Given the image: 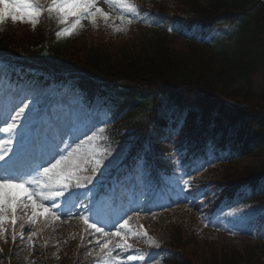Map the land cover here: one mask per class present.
I'll return each instance as SVG.
<instances>
[{
    "label": "trees",
    "instance_id": "obj_1",
    "mask_svg": "<svg viewBox=\"0 0 264 264\" xmlns=\"http://www.w3.org/2000/svg\"><path fill=\"white\" fill-rule=\"evenodd\" d=\"M172 1L176 14L136 2L137 19L129 38L82 48H77L82 29L71 37H57L63 26L46 13L35 29L6 21L0 24V56L22 70L47 73L54 83L62 82L58 74H70L88 107L95 96L116 92L100 107L102 121H111L101 143L114 145L126 128L132 139L121 165L102 178L103 192L117 188L138 156L146 157L147 185L136 178L127 188H135L137 202L144 205L159 202L165 194L164 211L153 213L158 217L155 224L170 231V252L160 258L161 264H264V217L254 225V243L241 248L195 242L190 229H219L216 211L223 204H264V0ZM177 40L183 44L177 46ZM164 105L175 107L173 113ZM176 114L184 116L182 132L163 139L160 126L171 125ZM154 119L158 127L150 132ZM209 142L215 147L213 163L184 175L181 161L187 170ZM251 155L262 160L239 167L237 162ZM216 168H221L217 180L209 179ZM178 177L190 180L203 197L178 196ZM51 223L49 219L42 228H26L39 233L32 239L34 248L28 238L14 245L7 225V241L0 240V264H100L88 254L91 248L80 244L82 222L61 233ZM127 255L132 254L121 256L126 260Z\"/></svg>",
    "mask_w": 264,
    "mask_h": 264
},
{
    "label": "snow or ice",
    "instance_id": "obj_2",
    "mask_svg": "<svg viewBox=\"0 0 264 264\" xmlns=\"http://www.w3.org/2000/svg\"><path fill=\"white\" fill-rule=\"evenodd\" d=\"M99 2L0 0V24L6 21L26 23L35 29L41 16L46 13L63 26L56 31L57 37H71L83 28V21L93 26L103 22L106 27L119 33L137 19V6L130 0H102L111 10L109 12L99 7ZM112 11L118 15L114 17ZM115 20H119L120 26H114ZM18 89L9 106L0 108V240L7 241L6 225L12 226L11 239L15 245L18 239L23 240L27 227L40 225L42 228L49 219L59 220L62 216H70L72 209L79 208L82 211L77 216L86 226L84 231L92 235L99 246L100 251L96 255L102 257L100 264L155 259L152 254L147 258L127 255L126 260L120 255H113L116 250H131L133 245L129 240L132 237L147 238V232L143 225L134 229L130 223L132 216L128 215L129 212L139 215L144 211L135 206L138 200L135 188L130 189L133 199L127 200L126 204L125 198L117 190H112V203L105 211L104 197L108 194L103 192L102 178L110 170L116 154L101 141L106 125L111 121L86 124L84 110L75 97L71 102L64 96L58 98V90L48 84H20ZM94 103L97 107H104L107 101L98 99ZM171 121V125L160 126L163 139L179 135L183 130V115H173ZM157 127L154 119L150 122L149 131L155 132ZM176 154L180 156L179 151ZM214 159L215 147L209 142L200 155L193 156L187 170L181 161V169L184 175H189L204 169ZM129 174L133 180L139 178L147 185L150 176L146 157L138 156ZM172 175L175 176V172ZM174 183L177 195L185 194L184 199L193 193V200L204 195L188 179L178 177ZM139 195L147 198L145 191ZM244 215L243 212L239 216L234 214V218L239 219ZM38 235L37 231L30 232L29 246L35 247L32 239ZM88 254L91 255V252Z\"/></svg>",
    "mask_w": 264,
    "mask_h": 264
},
{
    "label": "rangeland",
    "instance_id": "obj_3",
    "mask_svg": "<svg viewBox=\"0 0 264 264\" xmlns=\"http://www.w3.org/2000/svg\"><path fill=\"white\" fill-rule=\"evenodd\" d=\"M131 3L135 4V2H139L142 4H145L146 6L158 10L159 8H163L164 10H167L170 14H176L174 11V4L172 0H130ZM155 2V5H152ZM99 7H102L105 12L111 11L109 7L105 4H103L102 0L98 3ZM112 15L115 17L118 15L117 12L112 11ZM83 28L81 33L80 43L77 48H82V46L92 43L95 44L97 41L101 42L100 40H116V42L126 40L130 37L132 34L133 28L131 25H126L125 30L122 32H114L112 28L106 27L103 22H101L98 26H93L88 21H83ZM114 26H120L119 20H115ZM2 26L0 25V29ZM183 44V41L177 40L176 45ZM82 45V46H81ZM17 92H8L6 90L1 91L0 90V108H7L9 106V101L14 99L15 94ZM70 95L68 92H65V90L58 92V98L61 96L66 97L67 101L71 102ZM109 97V95L105 98L96 97L94 101H97L98 99L106 100ZM93 101L92 109L89 110L88 113H86V110H84L86 119V124H91L97 121H100V118L98 114L96 113L97 106ZM172 106V105H171ZM168 107L164 105V110H167L168 114H172L175 107ZM102 126V125H100ZM124 136L123 138L114 146L110 148L111 151H113L116 154V158L113 160L112 165L110 166V170L105 172V175H108L111 170H113L119 163L121 157L123 156L125 150L127 149L129 140H130V134L131 131L126 128L123 131ZM91 134V133H89ZM6 138V137H5ZM262 160V157L260 155H251L241 158L237 164L240 166H247V165H254L259 163ZM221 170V168L213 169L209 172L207 177L209 179L217 180L218 172ZM126 204V203H125ZM111 204L109 202H105V211L109 208ZM74 209L71 210L72 214ZM243 212L245 215L239 219L234 218L235 216H239V214ZM30 214V210H29ZM122 214V213H121ZM128 215L132 216V221L130 222L131 225L134 227V229H138L140 225H143L144 229L147 232V238L141 236L140 238L132 237L129 240V243L133 245L131 252L133 255L136 256H144L145 258L148 257L149 254H152L154 257H156L153 260H145L144 262H148V264H160L159 258L166 254V248H169V230L168 227L165 225L155 224L156 219L158 217L154 218H147L144 214L140 213L139 215H135L134 220L139 222V225L134 224L133 215L131 212L128 213ZM264 215V204H258V205H246V206H240V207H231V206H225L221 208L218 211V216L220 218V224L221 229H212L207 227H193L190 228L192 230V234L194 236L195 242H206V243H212L216 246L223 244L229 245L233 248H241L244 246H250V244H253L256 238L255 231L253 229V224L256 223L261 216ZM171 220V219H170ZM72 225H65L64 221L59 222V229L58 233L62 232L64 230H67L69 232L72 230ZM114 230V229H113ZM81 237L83 236V239H80V244L83 246H86L84 248H87L90 250L91 253L94 254V256L101 261L102 257H98L96 255L97 252L100 251L99 246L95 243V239H90L92 235H89L88 232H85L84 230L80 231ZM25 236V235H24ZM151 241H155V243H151ZM91 242V243H90ZM88 246V247H87ZM125 250H116V252L113 253V255H119ZM157 254H159L157 256ZM137 262H143L138 260Z\"/></svg>",
    "mask_w": 264,
    "mask_h": 264
}]
</instances>
